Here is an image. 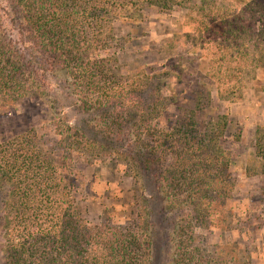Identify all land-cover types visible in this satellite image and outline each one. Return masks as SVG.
Masks as SVG:
<instances>
[{
  "label": "trees",
  "instance_id": "1",
  "mask_svg": "<svg viewBox=\"0 0 264 264\" xmlns=\"http://www.w3.org/2000/svg\"><path fill=\"white\" fill-rule=\"evenodd\" d=\"M146 11H186L221 41L208 77L122 71L112 49L129 40L115 47L114 25ZM250 69H264V0H0V115L43 101L56 137L0 142V264H252L243 243L200 235L241 224L223 146L230 119L209 113L213 91L242 98ZM184 79L188 99L176 94ZM254 157L245 175L264 180V137ZM106 159L135 186L123 226L90 224L75 194L77 166Z\"/></svg>",
  "mask_w": 264,
  "mask_h": 264
},
{
  "label": "rangeland",
  "instance_id": "2",
  "mask_svg": "<svg viewBox=\"0 0 264 264\" xmlns=\"http://www.w3.org/2000/svg\"><path fill=\"white\" fill-rule=\"evenodd\" d=\"M196 26L186 11L171 15L146 11L139 22L114 25L118 41L114 46L121 45L120 38H127L129 44L123 49H112V52H118V65L124 73L142 70L151 73L169 69L172 65L208 77L211 72L209 62L215 58L221 41L212 35L200 34ZM243 83L242 98L235 103L221 101L213 91L209 113L210 117L228 115L230 119L223 146L232 159L229 172L235 189L231 205L241 224L231 234L221 235L213 231L200 235L205 242L212 244L218 241L243 243L250 251L252 264H264V180L245 175L246 167L255 158V144L259 137H264V69H250ZM189 85L184 79L183 84L176 86L180 99L189 98ZM207 86L210 87V83ZM30 130L43 135L48 147L55 143L52 120L43 101L26 100L13 113L0 115V142ZM75 176V194L78 203L86 209L85 219L90 224L113 222L123 226L135 218L137 206L133 180L111 160L80 164ZM163 245L164 240H157L158 249Z\"/></svg>",
  "mask_w": 264,
  "mask_h": 264
}]
</instances>
